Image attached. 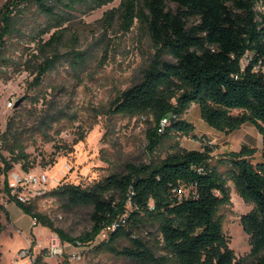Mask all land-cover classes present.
<instances>
[{"label": "rangeland", "instance_id": "obj_1", "mask_svg": "<svg viewBox=\"0 0 264 264\" xmlns=\"http://www.w3.org/2000/svg\"><path fill=\"white\" fill-rule=\"evenodd\" d=\"M122 2L112 0L98 5L94 0H47L52 11H44L33 2L0 0V19L8 13L12 20L11 32L0 50V152L14 164L9 172L24 170L27 162L30 170L44 169L60 177L64 164L70 163L72 169L60 185L87 186L112 172H122L126 163L156 164L178 141L188 149L211 146L212 160L223 171L228 166L221 160L245 145L254 149L250 155L254 163L262 161L263 133L253 121L244 122L227 133L209 125L201 115L199 104L192 103L182 118L194 125L193 134L166 137L160 145L154 146L150 133L156 129L164 132L170 125L161 129L164 117L157 124L153 114L114 112L113 100L142 79L156 53L152 37L139 19L129 30L125 29ZM168 4L176 8L174 2L168 1ZM257 8L264 12V0L259 1ZM164 58L174 60L169 53L164 54ZM249 59L247 52L243 64ZM47 60L53 65L42 78L35 80L40 66ZM239 112V109L233 110L235 114ZM172 114L176 113L167 117ZM9 127L23 133L28 155L24 160L15 161L6 146L3 132ZM3 167L2 162L0 204L6 206L9 217L0 213V223L4 226L0 232V264H33L39 253L47 264H149L123 253L131 246V239L126 235L114 240L97 235L93 241L82 245L72 242L60 257L48 256L46 247L50 234L57 231L42 225L44 228L34 232L29 214L7 192ZM228 183L231 203L221 207L219 215L230 247L238 259L246 258L252 245L241 217L251 211L254 204L239 194L232 180ZM182 188L187 195L188 187ZM49 192L33 203L53 221L55 228L73 237L91 229V207L71 206ZM130 229L156 255L168 253L159 219L145 216L136 228ZM28 246L30 256L18 258L17 254ZM72 251H80L81 258H72ZM252 260L246 258L242 264H251Z\"/></svg>", "mask_w": 264, "mask_h": 264}, {"label": "trees", "instance_id": "obj_2", "mask_svg": "<svg viewBox=\"0 0 264 264\" xmlns=\"http://www.w3.org/2000/svg\"><path fill=\"white\" fill-rule=\"evenodd\" d=\"M52 11L47 0H21ZM79 2L83 0H71ZM98 5L112 0H94ZM174 2L176 8L169 6ZM260 0H123L121 18L129 30L139 19L149 31L156 53L141 80L121 91L112 102L114 112L131 115L153 114L157 124L174 112L164 132L150 133L158 146L166 137L191 135L194 125L182 118L185 109L197 103L203 119L218 130L230 133L244 122L253 121L263 133L262 161L254 163L253 148L243 146L221 160L222 170L212 158L213 148L188 149L179 141L156 164L126 163L122 172H112L93 184L64 183L49 193L71 206L92 208V227L77 237L55 228L53 221L37 210L36 203H24L10 193L7 176L14 164L0 152L4 163L7 192L11 199L38 223L56 230L64 241L87 243L103 229L111 240L121 235L131 239L123 253L149 264H264V12ZM0 19V50L11 32L8 13ZM249 62L243 64L246 53ZM169 53L174 60L165 59ZM4 62L5 59L3 60ZM47 60L35 80L52 66ZM260 65V68L258 67ZM234 109L241 112L235 114ZM1 133V129H0ZM23 133L11 127L3 132L15 161L27 158ZM24 170H30L24 163ZM232 180L239 194L254 204L241 223L250 236L252 249L238 259L225 234L221 207L231 203ZM188 187L189 193H183ZM9 211L0 204V213ZM160 220L166 255L156 253L134 231L143 217ZM4 226L0 223V232ZM35 245V240L31 248ZM2 251L0 249V262ZM43 262L36 255L33 264Z\"/></svg>", "mask_w": 264, "mask_h": 264}, {"label": "built area", "instance_id": "obj_3", "mask_svg": "<svg viewBox=\"0 0 264 264\" xmlns=\"http://www.w3.org/2000/svg\"><path fill=\"white\" fill-rule=\"evenodd\" d=\"M9 104H13L12 101ZM173 117H177V114H172L170 117H164L161 120V129L165 128L171 123ZM72 169L70 163H65L59 177L57 174H51L48 170H19L11 171L7 176V183L10 189L11 195L17 200L24 203H32L36 198L46 194L53 188L61 184L63 177ZM33 218V224H39L37 218ZM117 227V223H112L101 231L99 235L108 237L109 232ZM82 242H77L76 245H82ZM68 245H73L70 241H64L58 232H51L49 242L47 245V255L51 257H60L65 254ZM72 258H81L80 251H72ZM30 256V247L22 250L17 254L18 258ZM35 259V257H34Z\"/></svg>", "mask_w": 264, "mask_h": 264}, {"label": "crops", "instance_id": "obj_4", "mask_svg": "<svg viewBox=\"0 0 264 264\" xmlns=\"http://www.w3.org/2000/svg\"><path fill=\"white\" fill-rule=\"evenodd\" d=\"M15 204V203H14ZM16 205V204H15ZM17 206V205H16ZM10 210V209H9ZM30 217H31V220H32V225H33V228H34V232H38V230H39V228L40 227H43L40 223L39 224H36V225H34L33 224V218H32V216L31 215H29ZM44 228V227H43Z\"/></svg>", "mask_w": 264, "mask_h": 264}]
</instances>
